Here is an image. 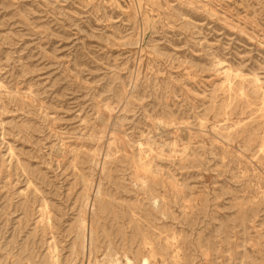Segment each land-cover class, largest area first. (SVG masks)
<instances>
[{
    "label": "rangeland",
    "instance_id": "rangeland-1",
    "mask_svg": "<svg viewBox=\"0 0 264 264\" xmlns=\"http://www.w3.org/2000/svg\"><path fill=\"white\" fill-rule=\"evenodd\" d=\"M264 264V0H0V264Z\"/></svg>",
    "mask_w": 264,
    "mask_h": 264
},
{
    "label": "bare ground",
    "instance_id": "bare-ground-1",
    "mask_svg": "<svg viewBox=\"0 0 264 264\" xmlns=\"http://www.w3.org/2000/svg\"><path fill=\"white\" fill-rule=\"evenodd\" d=\"M127 264H150L149 260L146 258H141L138 261H136V263H127Z\"/></svg>",
    "mask_w": 264,
    "mask_h": 264
}]
</instances>
